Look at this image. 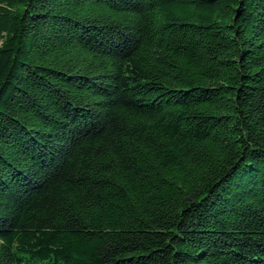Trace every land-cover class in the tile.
<instances>
[{
	"label": "trees",
	"instance_id": "16d2710c",
	"mask_svg": "<svg viewBox=\"0 0 264 264\" xmlns=\"http://www.w3.org/2000/svg\"><path fill=\"white\" fill-rule=\"evenodd\" d=\"M0 264H264V0H0Z\"/></svg>",
	"mask_w": 264,
	"mask_h": 264
}]
</instances>
